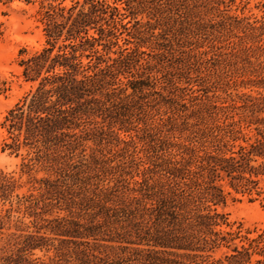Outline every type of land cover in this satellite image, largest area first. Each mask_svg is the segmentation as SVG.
<instances>
[{"label":"trees","instance_id":"obj_1","mask_svg":"<svg viewBox=\"0 0 264 264\" xmlns=\"http://www.w3.org/2000/svg\"><path fill=\"white\" fill-rule=\"evenodd\" d=\"M24 1L45 43L20 50L36 84L4 117L2 150L26 153L19 176L0 169V264H264V229L223 228L218 209L227 185L264 180V17L236 0ZM212 62L257 93L204 92ZM194 71L199 88L180 85Z\"/></svg>","mask_w":264,"mask_h":264},{"label":"rangeland","instance_id":"obj_2","mask_svg":"<svg viewBox=\"0 0 264 264\" xmlns=\"http://www.w3.org/2000/svg\"><path fill=\"white\" fill-rule=\"evenodd\" d=\"M65 3L70 4L71 0H66ZM37 6L36 2L28 3L24 0L9 2L0 0V77L7 81L8 87L4 93L0 94V169L12 172L16 176H19L21 172L20 163L26 150L23 149L19 154L11 152L10 149L2 150L3 140L7 136L3 122L8 109L13 107L36 84L35 81L25 79L22 73L23 66L20 65L19 61L23 55L29 56L34 51L41 49L45 43L44 24L39 20ZM229 12L241 17L246 16L250 21L261 19L264 17V0H236L231 5ZM212 36L201 34V36L196 37L203 40ZM192 40L195 41L196 38H192ZM120 42L123 41L120 40ZM196 46L195 43L191 45V47ZM22 48H26L27 52L20 56ZM215 63L217 64V62ZM197 73L199 72H192L193 79L190 80V83H188L187 78H183L180 85L194 89L199 88V82L196 79ZM202 73L208 77L206 80L213 81L211 87H209L211 81L205 82V87L208 88H205L204 92L208 91L209 95L217 96L219 102L224 101L230 93H257V88L243 86L238 83L239 80L235 83L236 77L230 75L231 69L224 67L223 64L214 65L212 62L207 66L203 65ZM37 175L41 176L43 173L40 172ZM26 179L27 176L24 175L22 180L25 181ZM225 189L231 191V194L227 196L225 203L218 205V209L226 215L231 227L223 226V228L237 229L242 227L244 234L254 237L264 229V180H261L251 192H237L228 185ZM25 192H28L27 184L15 190V193ZM13 199L14 208L10 211L11 219L5 225L6 227L10 225L11 230L19 232L15 229L14 224L18 217H22V213L15 209V195ZM10 207H12L10 201L0 198V213H5L6 209ZM23 219L26 222L30 220L29 217H23ZM247 231H251V233ZM4 232H8V229H4ZM236 241L240 242L239 239ZM2 244L3 242L0 241V246ZM226 249V247L217 249L214 253L215 257H220ZM52 253L51 251L36 250V255L41 257H47Z\"/></svg>","mask_w":264,"mask_h":264}]
</instances>
